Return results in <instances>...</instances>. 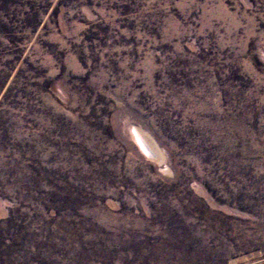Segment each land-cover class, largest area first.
Returning <instances> with one entry per match:
<instances>
[{"label": "rangeland", "instance_id": "rangeland-1", "mask_svg": "<svg viewBox=\"0 0 264 264\" xmlns=\"http://www.w3.org/2000/svg\"><path fill=\"white\" fill-rule=\"evenodd\" d=\"M0 264H264V0H0Z\"/></svg>", "mask_w": 264, "mask_h": 264}, {"label": "bare ground", "instance_id": "bare-ground-1", "mask_svg": "<svg viewBox=\"0 0 264 264\" xmlns=\"http://www.w3.org/2000/svg\"><path fill=\"white\" fill-rule=\"evenodd\" d=\"M140 130H136L135 131V136L137 137L138 143L141 146V148L146 152H150V153H154L156 154V152L154 151V149L149 145V143L144 139V137L139 133ZM158 157V156H156ZM156 159V158H154ZM159 160V158H158Z\"/></svg>", "mask_w": 264, "mask_h": 264}, {"label": "water", "instance_id": "water-1", "mask_svg": "<svg viewBox=\"0 0 264 264\" xmlns=\"http://www.w3.org/2000/svg\"><path fill=\"white\" fill-rule=\"evenodd\" d=\"M150 145V144H149ZM148 154V156L150 157V158H157L156 156H157V154H154V153H150V152H148L147 153Z\"/></svg>", "mask_w": 264, "mask_h": 264}]
</instances>
